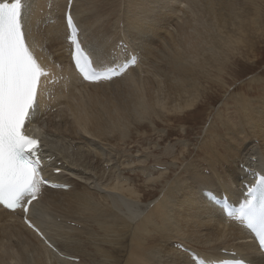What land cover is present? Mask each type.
<instances>
[{
	"label": "bare ground",
	"instance_id": "bare-ground-1",
	"mask_svg": "<svg viewBox=\"0 0 264 264\" xmlns=\"http://www.w3.org/2000/svg\"><path fill=\"white\" fill-rule=\"evenodd\" d=\"M235 1L73 0L69 11L83 45L94 52L98 65L120 64L130 56L136 57L135 66L129 67L121 77L87 84L70 67L71 51L64 24L67 0H24L29 6L26 8L28 42L39 63L50 70L54 79L40 93L32 117L35 124L31 134L40 140L45 156L56 157L54 162L46 164L44 173L50 175L57 169L54 167H59V174L52 177L59 184L67 180L65 172L75 182L83 183V177L96 180L97 174H90V170L95 171L93 152L109 153L88 138L91 133L100 137L118 133L120 141H124L133 129L137 139L150 132L145 122L154 129L159 127L157 121L151 123L152 118H163L174 125L179 116L197 108L209 110L217 101L216 95L227 88L223 74L230 59L235 54L256 57L255 45L264 39L262 2L244 0L252 6L250 9ZM200 22L202 27L209 23L212 28L208 43ZM169 27L175 30L170 32ZM153 45L159 50L153 49ZM130 46L137 47V51L133 52ZM58 51L62 52L59 56L55 55ZM140 56L144 60L138 64ZM56 80L59 92L55 93V100L60 99L68 115L67 119V115L62 117L65 123L60 126L37 116L39 107H44L45 95L54 91ZM247 84L238 88L241 95L229 99L230 104L223 103V111L216 110L207 124L197 147L201 160L187 163L185 175L172 180L161 200L145 214L136 219L137 210L131 199H139L141 195L128 178H118L127 187L113 183L115 192L104 193L102 201L97 197L105 205L91 198V189L101 190L97 183L91 182L92 188L75 184L76 187L71 186L67 191L52 190L33 202L27 216L41 233L46 228L56 242H61L60 250L71 249L78 254L74 259L77 262L68 263L54 256L55 260L47 258L46 261L47 247L32 239L37 236L23 227L19 213L0 212V257L5 261L0 264H10L7 260L11 264H96V261L99 264H193L173 244L196 253L208 263L228 259L221 253L224 251L234 253V258L249 264H264L253 237L233 220L223 219L220 211L202 196L203 191H209L215 198L225 194L227 199H235L241 193L243 181L253 182L244 172L253 175L257 171L264 176V82L258 84L251 80ZM257 85L260 88L256 92ZM260 94L263 97L254 98ZM158 102H166L165 110H155ZM202 118L203 115L199 120ZM170 131L168 135H160V140L153 132L150 136L161 143L179 136ZM252 139L258 142L259 151L254 149L249 154L254 148ZM76 144L75 150H70L69 145ZM247 156L249 159L243 164L241 159ZM102 164L108 165L109 161ZM141 168L129 173L135 176L141 173ZM106 183L112 186L110 181ZM58 215L64 218L56 220ZM73 217L80 225L65 222V218ZM134 219V223L130 222ZM89 223L96 229L92 230ZM67 224L77 228H66ZM63 235L68 240H63ZM97 236L101 239H95ZM10 237L16 242H10ZM82 239L84 242L78 245ZM67 241L71 246L65 244ZM200 244L202 248L197 247ZM28 248H34L36 259L28 257Z\"/></svg>",
	"mask_w": 264,
	"mask_h": 264
},
{
	"label": "snow or ice",
	"instance_id": "snow-or-ice-1",
	"mask_svg": "<svg viewBox=\"0 0 264 264\" xmlns=\"http://www.w3.org/2000/svg\"><path fill=\"white\" fill-rule=\"evenodd\" d=\"M68 5L71 8L72 0H68ZM27 7L24 0L0 2V205L13 212L22 208L25 223L39 234L27 219L29 206L38 202L45 186L65 190L69 186L44 178L41 142L24 130L36 112L41 80L49 76L28 42ZM65 20L71 62L84 82H110L135 65V59L109 66L98 65L93 58L94 52L83 45L70 11L65 14ZM69 148L75 150L74 145ZM60 171L56 169L57 173ZM257 183L264 184V179H258ZM252 191L250 188L249 192ZM261 192L264 193V188ZM235 218L258 232L260 247L264 249V195L258 204L246 199L241 214Z\"/></svg>",
	"mask_w": 264,
	"mask_h": 264
},
{
	"label": "rangeland",
	"instance_id": "rangeland-1",
	"mask_svg": "<svg viewBox=\"0 0 264 264\" xmlns=\"http://www.w3.org/2000/svg\"><path fill=\"white\" fill-rule=\"evenodd\" d=\"M257 1L259 3L262 2V5L264 6V0H260V1L257 0ZM235 3L241 4L242 6L245 5L246 7L249 8L252 7L250 5H247L246 1L244 0H236ZM231 14L233 16L236 15L234 12H232ZM202 20H203V15L201 21ZM237 21L238 20H236V22ZM176 22L177 21H175L174 23ZM206 23L207 22H205V24ZM47 24H44L45 27L47 26ZM199 24L200 27L203 29L205 36L207 37L206 42L208 43L212 33V28L209 26V23L206 27H202L201 22ZM173 29L174 27L168 28L170 32L173 31ZM46 41L49 47V41L47 39ZM152 47L153 49L159 50V48L156 45H153ZM208 47L209 45L206 46V49ZM129 48L133 52L137 51V47L130 46ZM263 50H264V39L262 43H258L257 45H255L254 55H256V57H254L253 54H249V56H246V58L245 55L235 54V58L230 59V62L226 65L223 74V81H226L228 83L227 88L223 89L221 93H218L216 95L217 96L216 103L213 106H211V108L206 112L197 108L189 114H184L183 116L182 115L179 116L178 121L176 120V122H174L175 123L174 125H172L170 122H166L165 119L163 118H161V120H156L155 118H152L151 123H153V121L154 122L157 121L160 124L159 127L157 129H154L153 126H151L148 122L147 123L145 122L144 125L147 127V130H149L150 132L148 135L146 136L144 135L141 138H137V139H136L135 131L133 129H132V133H130L131 138L130 137L129 139L126 138L124 141H120L119 139L120 137L117 135L118 133L105 135L102 137H100V135L98 134L91 133V135L88 138L92 141H95L97 145L100 147V150L109 153L108 155L107 154L105 155V153L102 154L98 152V154H96L95 152H93L94 154L93 163H94L95 171L90 170V174H94V173L97 174V176H94L96 180H91V178L83 177V183L75 182L71 180V179L75 180V178H73V176L70 173L68 174L67 172H65L64 175L66 177L65 176L64 177L65 178L68 177V178L67 180H65L64 184L66 183L67 185H70V187L71 186L76 187L75 184H77L78 186H82V187L89 186V188H92V184L88 183V181L97 183L98 187H100L101 190L97 191L91 189L90 190L91 198L92 199L94 198L93 200L96 203L98 204L101 203V205L102 204L105 205V203L101 202L103 194L111 193V191L115 192V189L113 188V183L116 184L117 182H119V184L121 185L123 184L125 187H127V185L121 179L118 178L119 177L128 178L130 183L133 184L134 189L138 191V195H141L139 199L137 197H134L132 199L129 198L131 199L132 203L134 204V207L137 210L136 219L142 216L143 214H145L154 204H156L158 201L161 200V197L163 196V194H165L166 192L165 190H167L172 180L178 179L185 175L184 169L187 163L190 162L195 163L201 160V158L198 156L199 151H197V147L200 143V140L204 137V132L206 131L207 124H209V122L212 120L216 110L223 111L222 104L225 103L226 101L230 104L229 99L241 95V90H239L238 88L244 85H248L247 83H250L251 80L254 83L258 82V84L264 82V51ZM61 53H62L61 51H58L55 53V55L59 56L61 55ZM142 60H144V57L140 56L139 59L137 60V62H139L138 64H140ZM63 64H66V61ZM257 86L255 88L256 92L260 88L259 86L257 88ZM259 97H263V95L260 94L258 96H255L254 98H259ZM57 100L58 99H56L55 101ZM58 103L59 104H57L56 102L52 110L42 117L45 118L50 124L51 121L53 122L55 121V124L58 123V125H61L64 124L65 123L64 120L68 118V115L65 114L66 111L63 108L64 104L60 102V99L58 100ZM165 103L166 102L162 104V102H158V105L155 107V110L157 112H160V110H165V108H163L164 106H166ZM42 109H44V107H42L41 110ZM209 113H211V115H209ZM202 115L203 118L199 120V118ZM63 116H66L65 119L62 118ZM53 118H55V120ZM153 130H155V132ZM170 130H172V132H176L179 136L172 137L171 139L163 143L157 141L160 140L159 138L160 135L163 136H165L166 134L168 135L171 132ZM152 132L155 133L154 136L157 137V140L154 138V136H150ZM64 135H66V133ZM66 137L68 139H71V137L67 135ZM252 141L254 142V148L250 150L249 154H252L254 149L257 150L259 148L257 147L258 142L255 139H252ZM245 143L248 144L249 142L245 141ZM76 147L77 144L74 145V148ZM186 151L188 153H186ZM248 159L249 157L246 158L245 160L241 159L243 161L242 163L244 164V161L247 162ZM102 161L104 162L109 161V164L108 165L102 164ZM140 163L142 164L140 165ZM183 163L185 164L183 165ZM58 164L60 165L61 161H58ZM140 167H142L141 173L137 172L135 176L131 174L132 172L129 173V171L135 170L136 168L139 169ZM54 168H59V167H54ZM125 169L126 171H124ZM44 170H46V164ZM62 170H68V168H62ZM162 172L164 174L160 176L159 173ZM205 174H207V172ZM150 178H156L157 180L152 181L153 179ZM108 181H110V184L112 183V186L107 185L106 182ZM150 182L152 183L154 182V183L150 184ZM118 194L120 195V193ZM97 197L99 200H101L100 202L97 199ZM45 203H49V202L45 201ZM51 210L52 208H50V211ZM61 216L62 215H58L56 217V220H62L64 217ZM70 221L77 222L75 226L80 225L78 224L79 223L78 221H75L74 217L65 218V222L68 223ZM130 222L134 223L135 219ZM89 225L92 230L96 229L95 226L91 225V223H89ZM66 228L75 229L77 227L67 224ZM224 232H226L225 229ZM41 234L43 235L45 242L49 246L51 245L50 246L51 249L48 248L47 245L44 243V241L42 242L39 237H35V238L32 237V239H37L40 242V244L45 245L47 247L48 251H46L47 252L46 261L47 258L48 261H50L53 258L52 256L64 260L68 263L74 260L75 258H77L78 254H74L73 251H71V249L66 250V252L65 250H60V248H63L62 244H60L61 242L60 241L56 242V240L52 238V234L50 233V231H48V229L44 228ZM68 236L69 234L66 235V237ZM62 239L68 240L64 238V235ZM95 239L99 240L101 239V237L97 236ZM9 241L12 243L16 242V240L12 237L9 238ZM224 241L225 239L221 240V242ZM80 242L83 243L84 240L83 239L78 240V245ZM96 243L99 244V241H96ZM65 244L71 246V243H68V241ZM176 246H177L176 244H173L174 249L177 248ZM205 246L208 247L209 245L206 244ZM38 247L42 249V246H38ZM197 247L202 248V245L201 244L197 245ZM31 249L32 248H28L26 250V253L30 259L31 258L33 259L35 258L36 251L34 250V248L33 250ZM90 251L92 252L90 253L94 255L91 247H90ZM96 259L99 258L96 257ZM0 261H2L3 263L5 262L3 257H0ZM6 262L11 264L9 260H7ZM96 264H99V262L96 261Z\"/></svg>",
	"mask_w": 264,
	"mask_h": 264
}]
</instances>
